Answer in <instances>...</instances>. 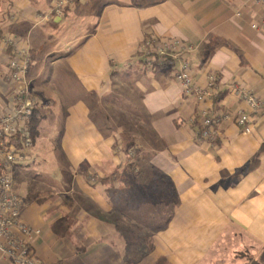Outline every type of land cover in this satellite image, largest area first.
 Returning a JSON list of instances; mask_svg holds the SVG:
<instances>
[{"label": "crops", "instance_id": "1", "mask_svg": "<svg viewBox=\"0 0 264 264\" xmlns=\"http://www.w3.org/2000/svg\"><path fill=\"white\" fill-rule=\"evenodd\" d=\"M55 1L0 0V116L15 103V49L3 42L11 35L29 52L28 83L42 103L30 121L32 152L14 173L34 256L43 264H264L258 2L85 0L57 22L38 21ZM148 36L192 45L184 56L194 83L206 87L215 74L221 91L200 103L171 67L149 69L139 53ZM238 90L263 103L251 132L229 121L213 141L197 139L204 109L248 112ZM42 162L44 174H32ZM0 264H9L1 254Z\"/></svg>", "mask_w": 264, "mask_h": 264}, {"label": "built area", "instance_id": "2", "mask_svg": "<svg viewBox=\"0 0 264 264\" xmlns=\"http://www.w3.org/2000/svg\"><path fill=\"white\" fill-rule=\"evenodd\" d=\"M256 1L264 15V0ZM73 2L56 0L49 12L38 16V21L57 22ZM3 42L15 49L10 63L15 103L10 111L0 116V254L9 264H43L32 252L29 241L33 231L22 220L24 201L14 189L15 168L29 159L33 148L30 121L42 103L28 83L31 66L28 50L19 48L20 41L14 35L4 38ZM192 49V45L178 38L148 36L140 44L139 53L149 69L171 67L173 78L183 89L192 91L198 102L205 103L221 91V86L215 74L209 76L206 87L194 83L190 60L184 56ZM238 94L248 112L212 115L204 109L197 139L213 141L218 136V126L229 121H234L244 133L251 132L252 120L260 114L263 103L255 93L238 90Z\"/></svg>", "mask_w": 264, "mask_h": 264}, {"label": "rangeland", "instance_id": "3", "mask_svg": "<svg viewBox=\"0 0 264 264\" xmlns=\"http://www.w3.org/2000/svg\"><path fill=\"white\" fill-rule=\"evenodd\" d=\"M72 23L77 26L76 27L77 28L76 29V34H82L84 32V28L80 25V23L78 22V19L72 20ZM44 159H45V153H44ZM40 160L44 161L42 157L40 158ZM34 163H32L31 165H33ZM30 171H31L32 174H34L33 172L37 173V175H42V172L44 174V172H45V163L42 162L40 166L38 165L36 168H34V167L30 168ZM27 185H29V184L27 183Z\"/></svg>", "mask_w": 264, "mask_h": 264}, {"label": "trees", "instance_id": "4", "mask_svg": "<svg viewBox=\"0 0 264 264\" xmlns=\"http://www.w3.org/2000/svg\"><path fill=\"white\" fill-rule=\"evenodd\" d=\"M78 1H81V0H74V3L78 2ZM261 152H264V145L261 148ZM258 163H259L258 158L253 159L251 161V163L247 166V169L245 171L248 172V171L254 170L258 166ZM83 173L86 175V171L85 170H83ZM158 264H162V261L160 263H158Z\"/></svg>", "mask_w": 264, "mask_h": 264}]
</instances>
